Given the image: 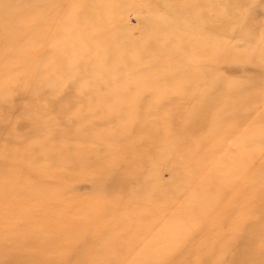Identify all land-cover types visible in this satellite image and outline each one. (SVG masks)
I'll return each instance as SVG.
<instances>
[{"label":"rangeland","instance_id":"1","mask_svg":"<svg viewBox=\"0 0 264 264\" xmlns=\"http://www.w3.org/2000/svg\"><path fill=\"white\" fill-rule=\"evenodd\" d=\"M263 241L264 0H0V264Z\"/></svg>","mask_w":264,"mask_h":264},{"label":"bare ground","instance_id":"2","mask_svg":"<svg viewBox=\"0 0 264 264\" xmlns=\"http://www.w3.org/2000/svg\"><path fill=\"white\" fill-rule=\"evenodd\" d=\"M143 113V112H142ZM152 114H154V113H152ZM253 227H255V226H253ZM257 248H259L260 250L259 251H257V250H250V251H248L249 252V254H251V255H255L257 252V255H255V256H260L261 255V251H263L264 252V241L261 243L260 242V245L257 247ZM250 249H254L253 248V245L251 246V248ZM255 251H257L256 253H255ZM262 256H264V254L262 253ZM264 259V258H263ZM263 264H264V261H263Z\"/></svg>","mask_w":264,"mask_h":264}]
</instances>
